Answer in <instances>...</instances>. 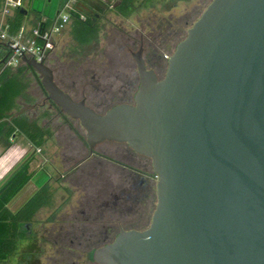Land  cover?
I'll return each instance as SVG.
<instances>
[{"label":"water","instance_id":"water-1","mask_svg":"<svg viewBox=\"0 0 264 264\" xmlns=\"http://www.w3.org/2000/svg\"><path fill=\"white\" fill-rule=\"evenodd\" d=\"M132 57L133 102L102 113L61 89L44 60L22 57L46 98L79 121L90 152L104 141L126 143L150 158L157 176L149 225L120 231L93 259L264 264V0H211L161 78L141 47Z\"/></svg>","mask_w":264,"mask_h":264},{"label":"rangeland","instance_id":"rangeland-1","mask_svg":"<svg viewBox=\"0 0 264 264\" xmlns=\"http://www.w3.org/2000/svg\"><path fill=\"white\" fill-rule=\"evenodd\" d=\"M56 1L42 2L53 4ZM142 1L136 0L137 8L126 16L115 11L117 0L101 2L86 9L88 14H95L99 19V33L90 44L80 45L72 39L69 33L71 23L56 37L55 47L45 62L53 70L55 81L75 100L84 99L89 106L104 112L107 106L120 102L125 94H129L128 83L135 82L136 91L139 78L132 53L142 47L143 58L148 59L151 54L160 55V65L167 66L165 55L173 53L177 44L174 40L186 36L187 29L211 0ZM153 68L159 78L164 76L165 67L164 70L158 65ZM27 93L34 102L22 104V111L32 119H39L42 125L48 121L41 117L43 111H49L53 116L49 121L53 134L49 139L44 138L40 151L35 150L39 158L33 167V172L39 171L35 175L37 181L42 171L47 173L49 178L45 184L52 198L50 205L40 208L35 214L32 226L33 233L37 235L35 246H32L30 239H23L14 258L0 261V264H50L47 256L54 249L45 241L48 238L42 236L43 231L56 230L55 224L62 223L66 216L81 219L80 210L84 207L81 203L85 202L86 205L90 198L101 203L105 199L103 193L108 188L106 179L109 178L115 184L118 182L117 177L121 176L120 168L112 163L118 161V165H122L128 161L120 156L125 145L112 141L97 144L94 153L87 156V146L78 137L82 135L85 138V131L79 121L69 117L75 132L50 107L49 100L35 82L30 83ZM45 180V175L40 183L34 179L27 189H34L37 183L40 186ZM151 186L155 194L156 179L153 174ZM110 188L109 185V191ZM23 193L18 196L17 203L25 200ZM149 200V218L143 228L150 223L157 202L156 194Z\"/></svg>","mask_w":264,"mask_h":264},{"label":"trees","instance_id":"trees-1","mask_svg":"<svg viewBox=\"0 0 264 264\" xmlns=\"http://www.w3.org/2000/svg\"><path fill=\"white\" fill-rule=\"evenodd\" d=\"M135 1L118 0L114 9L118 14L126 16L137 8ZM146 1L148 0H143L142 2ZM2 2L3 0H0V10ZM86 9L88 7L81 6L76 2L70 10L71 27L69 33L72 39L80 45L90 44L92 40L97 38L99 33L98 16L88 14ZM80 15H83L84 18H81ZM23 18L24 14L21 12V7L15 8L13 15L6 19L7 33L10 35L16 33L22 25ZM48 23L49 21H45L46 25ZM180 40L182 38L179 37L174 40V43H178ZM142 41L140 42L142 43ZM5 54V47L0 44V60ZM155 65H158L163 70L165 67L166 71L167 66H161L159 61ZM32 81L47 96L45 89L41 85V76L28 64L22 63L16 68L2 67L0 65V135L9 136L17 132L23 134L34 147L41 148L44 138L49 139L53 134L49 126V121L53 116L51 112L43 111L41 117L46 118L48 121L42 125L39 123V119H32L21 110L22 104L34 102L33 98L27 93ZM56 84L63 89L57 82ZM135 89V82L128 83L127 93L129 91V94H131H125L118 103H129L133 99ZM116 104L107 106L105 111ZM49 105L75 131L69 121V117L60 111L51 100H49ZM93 109L96 110L95 108ZM96 111L99 112L98 110ZM78 137L86 145L84 136L78 135ZM32 160L33 157L23 162L0 186V261L10 260L17 253L19 243L26 239V233L21 229L22 224L31 222L40 208L51 203L52 193L48 185L44 183L17 209L11 210L8 206L13 197L31 179L33 175L31 170Z\"/></svg>","mask_w":264,"mask_h":264},{"label":"flooded vegetation","instance_id":"flooded-vegetation-1","mask_svg":"<svg viewBox=\"0 0 264 264\" xmlns=\"http://www.w3.org/2000/svg\"><path fill=\"white\" fill-rule=\"evenodd\" d=\"M152 59L153 63H151ZM144 60L147 67L154 70L153 66L161 60V57L160 55L151 54L148 59L144 58ZM156 75L158 76L157 73ZM132 102L133 99L129 103ZM120 144L125 145V149L120 156L128 159V161L127 164L122 163V165H118V161L112 163L120 168L121 176L117 177L118 182L115 184L109 178L106 179L105 185L108 188L103 193L105 199L103 198L102 202L98 203L95 198H90L86 205L85 202L81 203L84 206L80 210L81 219L75 216L72 218L66 216L63 218L62 223L55 224L56 230L50 232L46 229L43 231L42 236H47L48 240L43 238L54 249V252L47 256L48 261H51L50 264H100L93 259L94 250L112 242L122 230L144 229V224L149 218V199L152 195L155 197L156 194V192L154 194L151 186L153 174L152 164L150 166L151 160L147 156L136 153L126 143ZM93 153L94 149L92 152L88 149L87 156ZM42 172L46 176L45 183L49 177L47 173ZM109 185L111 187L110 191ZM40 186L28 189L30 192L21 204ZM34 219L35 215L31 222L24 223L21 226L22 231L26 233V239H30L33 247L37 236L32 230ZM29 251L30 254L34 255L31 250ZM14 256L8 261H11ZM61 256H65V258H61ZM82 257H85V259L83 258L80 261Z\"/></svg>","mask_w":264,"mask_h":264},{"label":"crops","instance_id":"crops-1","mask_svg":"<svg viewBox=\"0 0 264 264\" xmlns=\"http://www.w3.org/2000/svg\"><path fill=\"white\" fill-rule=\"evenodd\" d=\"M42 1L43 0H21L22 4L20 7L24 8L26 12L23 13L24 18L20 28L29 30L40 22H51L65 3L71 4L74 7V4L77 2L79 5L89 8L101 2L108 3L109 0H57L56 3L53 4H43ZM13 12L14 9L8 15H3L0 11V22L6 20L9 16H12ZM35 150L40 151V148L34 147L23 134L15 132L9 136L3 134L0 135V186L23 162L31 157H33L31 163V170L33 172V167L35 166V163L38 162L39 158ZM37 172L39 171L33 172L29 182L10 201L8 206L11 210L17 209L19 207V203L21 205L22 202H16L18 200V196L20 197V194H22L25 190L26 191L25 194L23 193V197L27 195L26 192L29 191L27 186L30 185L32 180L35 179V181H37L35 178ZM41 173L42 174H39L38 183H40V180L43 178V172ZM38 183L35 187H37Z\"/></svg>","mask_w":264,"mask_h":264},{"label":"built area","instance_id":"built-area-1","mask_svg":"<svg viewBox=\"0 0 264 264\" xmlns=\"http://www.w3.org/2000/svg\"><path fill=\"white\" fill-rule=\"evenodd\" d=\"M21 4V0H3L0 11L3 15H8ZM72 7L71 4L65 3L47 25L45 22H40L29 30L20 28L11 35L7 33L6 20L0 22V44L6 49L1 66L16 68L24 63L23 56L34 58L36 61H45L55 47L56 37L70 23ZM80 17L84 18L83 15ZM169 57V55H165L166 60ZM154 177L157 180V176L154 175Z\"/></svg>","mask_w":264,"mask_h":264}]
</instances>
